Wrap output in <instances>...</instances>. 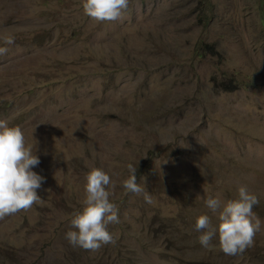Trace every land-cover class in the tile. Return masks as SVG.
Instances as JSON below:
<instances>
[{"label":"rangeland","instance_id":"rangeland-1","mask_svg":"<svg viewBox=\"0 0 264 264\" xmlns=\"http://www.w3.org/2000/svg\"><path fill=\"white\" fill-rule=\"evenodd\" d=\"M82 2L0 0V120L45 178L0 219V264H264V0H128L111 21ZM129 166L151 203L123 188ZM94 168L119 223L89 251L65 233ZM240 186L259 201L253 245L201 247L196 218L218 223L205 199Z\"/></svg>","mask_w":264,"mask_h":264},{"label":"clouds","instance_id":"clouds-1","mask_svg":"<svg viewBox=\"0 0 264 264\" xmlns=\"http://www.w3.org/2000/svg\"><path fill=\"white\" fill-rule=\"evenodd\" d=\"M127 4L128 0H83L82 8L93 20L111 21L121 15ZM3 39L5 44L14 42L12 36ZM6 51L0 47V54ZM39 163V157L26 146L21 128L0 120V219L27 210L40 200L37 189L45 178L33 170ZM129 173L122 182L123 188L131 193H144L145 201L151 203L150 196L136 182V169L129 166ZM85 181L82 210L70 220L74 230H68L65 239L71 246L95 251L114 242L107 226L119 223V216L106 190L110 184L109 175L94 168L86 174ZM237 192V199L224 203L215 197L205 199L206 207L217 214L218 223L213 226L206 214L196 218L194 228L200 233L197 240L201 247H211L214 236L226 255H236L253 245L255 234L261 230V220L252 211L259 201L245 186H240Z\"/></svg>","mask_w":264,"mask_h":264}]
</instances>
